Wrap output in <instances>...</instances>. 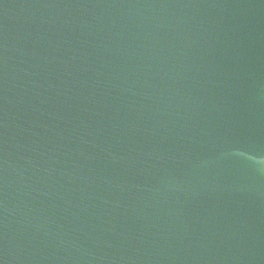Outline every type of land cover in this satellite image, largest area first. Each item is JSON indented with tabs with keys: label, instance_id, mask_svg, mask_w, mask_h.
Returning <instances> with one entry per match:
<instances>
[{
	"label": "water",
	"instance_id": "1",
	"mask_svg": "<svg viewBox=\"0 0 264 264\" xmlns=\"http://www.w3.org/2000/svg\"><path fill=\"white\" fill-rule=\"evenodd\" d=\"M0 264H264V0H0Z\"/></svg>",
	"mask_w": 264,
	"mask_h": 264
}]
</instances>
